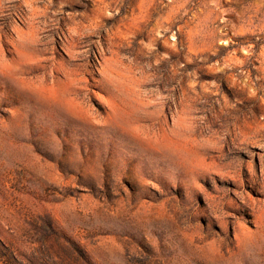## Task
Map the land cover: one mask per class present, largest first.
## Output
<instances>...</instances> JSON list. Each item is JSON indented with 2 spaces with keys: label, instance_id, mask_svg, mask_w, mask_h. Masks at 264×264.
I'll return each instance as SVG.
<instances>
[{
  "label": "rangeland",
  "instance_id": "rangeland-1",
  "mask_svg": "<svg viewBox=\"0 0 264 264\" xmlns=\"http://www.w3.org/2000/svg\"><path fill=\"white\" fill-rule=\"evenodd\" d=\"M0 264H264V0H0Z\"/></svg>",
  "mask_w": 264,
  "mask_h": 264
},
{
  "label": "trees",
  "instance_id": "trees-1",
  "mask_svg": "<svg viewBox=\"0 0 264 264\" xmlns=\"http://www.w3.org/2000/svg\"><path fill=\"white\" fill-rule=\"evenodd\" d=\"M0 243H1V245H2V247H3V248H5V249L7 248V247H6L4 244H2V242H1V241H0Z\"/></svg>",
  "mask_w": 264,
  "mask_h": 264
}]
</instances>
